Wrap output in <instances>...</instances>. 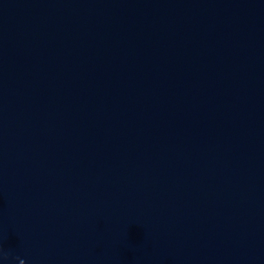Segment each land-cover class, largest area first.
Listing matches in <instances>:
<instances>
[{
  "label": "water",
  "instance_id": "water-1",
  "mask_svg": "<svg viewBox=\"0 0 264 264\" xmlns=\"http://www.w3.org/2000/svg\"><path fill=\"white\" fill-rule=\"evenodd\" d=\"M0 264H264V0H0Z\"/></svg>",
  "mask_w": 264,
  "mask_h": 264
}]
</instances>
